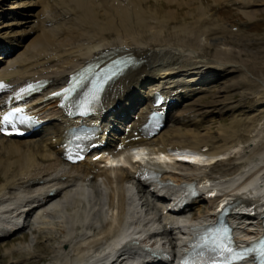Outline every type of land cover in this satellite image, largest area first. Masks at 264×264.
Instances as JSON below:
<instances>
[{
	"label": "bare ground",
	"instance_id": "obj_1",
	"mask_svg": "<svg viewBox=\"0 0 264 264\" xmlns=\"http://www.w3.org/2000/svg\"><path fill=\"white\" fill-rule=\"evenodd\" d=\"M153 1H162L168 6L164 17L160 18L158 13L149 9L150 0H0V80L4 81V86L0 90V130L3 116L12 105H26L28 111L34 113V118L41 122L39 127L28 136H10L0 132L3 144V151L0 150V168L2 167L4 172H8L5 182L0 184L1 200L2 193L5 190L19 187L21 183L25 188L37 187L42 191L36 197L32 196L30 202L29 200L25 201L24 208L19 209L17 217L23 215L25 221L36 209L39 208L38 210H40L41 206L50 202L63 188L76 181L80 182L91 174L87 169L75 165H72L68 172L62 174H53L55 170L47 172V169H45L44 172L46 173L43 175L32 174L33 168L38 163L37 160L42 158L52 157L53 164H49L48 167L58 166V163L66 161L63 146L66 131L80 123L96 126L98 133L95 142L104 143L107 146L106 149L115 157L123 152V149L143 144L146 145L150 154L157 150L168 152L184 147L200 150L207 157L205 161L207 164H211L214 161L213 159L217 157L214 163L222 158H227L228 163L223 166V171L228 173L229 178L222 180L220 185L214 184L219 194L214 199L208 200L211 206L215 205L214 207L208 208L202 215L199 213L197 216L192 214L188 218L184 217L193 204L200 200L205 201V196L202 193L196 198L186 200L185 205L182 207L166 205L169 207L164 206L161 210L168 219L164 221L161 229L157 227L148 229L146 236H144L146 239L142 241L143 245L136 247L131 242L134 238H131L120 247L110 250V254L108 252L107 254L104 253L102 258L98 257L88 264H107L110 259H112L110 264H126L129 259L136 260L135 254L138 253H143L151 260L160 257L167 259L163 256L164 251L169 256L178 252L177 245L185 242V231L192 229L203 221L212 220L215 215L212 210L220 202L229 200L234 209L243 205H255L260 209H263L264 206L263 196L251 199L246 194L238 193L248 184H254L257 177L260 179V184L259 189L256 188V192L264 187V165L258 168L253 175H249L243 182L237 184L239 179L244 177L248 171L245 168L244 170H238L234 163L237 157H245L243 152L250 147L254 148L253 144L256 146L254 154L247 155L245 158L250 161L254 155L264 157V143L256 142L257 137H252L251 134L256 132L257 135L261 132L260 129L255 127V118L258 115L252 114L248 119L250 126L245 127L244 131L235 133L230 138H225L219 133L217 136L210 138L209 135L211 134L208 131H205L202 135L194 131V128H198L202 122L199 116L204 109L206 111L202 112V115L210 111L213 112L215 109H217L216 113L236 112L241 108H248L251 111L257 110L255 107H258L261 101L264 102V81H262L263 86H260L257 92L253 91L256 96L254 95L253 99L247 98L248 102L227 103L226 98L228 96L226 98L225 96L229 93L226 91L228 87L224 85L212 97L213 100L210 105L208 104L206 108L199 107L201 103H198L206 91L197 89L195 85H192V82L203 79V76L212 78L218 75L216 74L218 72L221 74L224 71V74L234 73V67L228 69L225 67L226 64H219V62H214L219 65L213 66L208 65L206 60L197 61L189 58L184 60L185 63L182 65L176 66V64L183 60V55L188 56L189 54V57H197L205 46H208V48L211 46L213 41L211 37L217 34V30L222 34L224 31L220 26L213 28L204 25V19L208 18L209 14H207L208 8L202 3L203 0ZM197 1H199V7H197L199 8V15L202 16L199 18L201 23L197 22L195 25L183 24L182 26L173 25L171 37L163 39V31L166 26L175 20L177 9L182 5L190 9L192 3ZM211 1L214 4L225 2L234 5L241 14L251 19L255 17V10L251 9L254 2L257 3L263 0ZM66 2L67 8H64L62 5ZM72 3H74V7ZM4 4H7L6 8H4ZM172 6H175V8H171ZM49 10H54L56 15H50ZM85 13H89L94 22H85ZM202 20L204 21L202 22ZM30 22H33L34 26ZM21 34H25V37L28 36L30 39L21 43L19 39L25 38ZM216 38L218 40L222 39L218 35ZM171 39L178 40L175 41L178 44L174 48L170 46ZM218 40H216L217 43ZM13 42H16L18 47L17 50L15 49L16 51L13 49ZM219 44L223 45V41H220ZM213 45H216V43ZM218 45L216 46L218 47ZM217 47L214 46V48ZM216 51L222 52L219 49ZM108 53L116 56L126 53L134 59H142L143 61L137 63L136 66L110 83L98 104L93 106L92 111L94 113L91 118L83 119L81 122H79L80 119H70L68 110L57 106V101L52 99L51 92L64 86L70 74L75 73L87 62ZM174 64L175 66H173ZM238 72V75H241L238 78L241 79L247 74V72L241 70ZM240 78H236L238 81L233 84V87L236 90H238V87L241 91L243 88L239 87L241 86ZM39 79L48 81L46 88L40 93L32 95L29 99L19 101L21 87L27 82ZM155 92L164 94L166 97L162 105L164 120L161 128L157 131V136L154 134L144 139L140 136L139 128L146 120L147 110L153 105L152 95ZM241 94L252 96L253 93H245L244 91ZM144 99L145 102L139 104ZM132 109H134L132 117L125 121ZM49 110L50 113H48ZM250 142L253 143L249 145ZM246 144L249 146L245 147ZM39 145H42L41 149ZM32 147H36V150ZM144 150L143 148L140 149L135 153L134 158L143 160L146 157L152 158ZM232 154L235 158L231 157ZM160 159L163 162L154 166H156L157 172L161 174L157 173V175L144 178V171L150 167V164L133 162L128 153L123 157L113 159L101 157L105 167L111 168L114 163L118 162L127 164L133 169L132 178L136 184L142 189L146 188L147 193L152 198L167 204L174 202L173 199L180 196L182 190L186 189L183 182L194 181L198 185L197 179L199 178L213 181L216 177L212 171L198 174V167L190 165H183L189 170L188 173L177 174L172 172L174 168L164 161V157ZM167 159H172V157L167 156ZM74 163L71 162V164ZM13 166L15 169H13ZM39 166L42 165L38 164L37 167ZM236 174L237 176H235ZM168 175L173 179H167L166 176ZM96 176H103V173H95L94 177ZM119 177L116 174H113V176L104 175L108 185L114 186V188L111 187L113 194L110 197L109 208L104 211L106 217L114 215V211H120L116 213V218L113 217L106 222V231L111 234L109 244L111 241L112 243L117 241L118 231L122 222H124L126 209H131L134 205V190L131 186L126 185L127 179L130 177L126 176L125 179ZM262 182L263 184H261ZM42 184L46 187L42 188ZM249 194H252V192ZM1 200L0 205H3ZM102 205L104 206V203ZM6 208L0 207V212H4ZM7 212L11 214L12 210L7 209L5 213ZM42 214L39 213V219L42 218ZM132 215L134 218L137 213L133 212ZM236 218H240V216H236ZM244 220L247 223L243 224L241 222L238 227L240 231L244 232L243 236L250 238L260 233L261 224L257 216L245 217ZM24 225L25 222L21 227H13L12 231L0 230V237L10 235L14 231L23 228ZM136 233L143 234L144 231L137 230ZM163 233L174 235L172 242L170 241L169 244L170 250H163L164 245H166L165 242L160 243L162 248H156L155 245L157 244L154 241L149 244L152 238ZM178 234L181 235L177 236ZM44 237L47 240L51 238L50 235ZM183 245L180 247H185ZM145 247H149L148 250H145ZM59 249L50 247L47 251L49 254L56 256ZM69 253L65 249L62 255L60 254L64 264H67L71 258L75 262L77 259H79V262L84 259L77 255L74 257V253L70 254L71 257H69ZM47 260V253H41L37 256V259L28 261L25 264H38ZM145 262H148L147 259Z\"/></svg>",
	"mask_w": 264,
	"mask_h": 264
},
{
	"label": "rangeland",
	"instance_id": "obj_2",
	"mask_svg": "<svg viewBox=\"0 0 264 264\" xmlns=\"http://www.w3.org/2000/svg\"><path fill=\"white\" fill-rule=\"evenodd\" d=\"M202 3L208 8L207 14H209L208 18L204 19L205 21L202 20V22L204 21V25L211 26L213 28L216 26H220L222 27L224 33L222 34L217 30V34L213 36L215 39L211 37L213 41L211 42L212 44L209 48L208 46H205L202 51H200L201 53L199 52L198 56L195 58L189 57V54L188 56L183 55V60L180 63H177L176 66L184 64V60H187L189 58L197 61L206 60L207 62H204L208 63V65L210 64L213 66H218L221 63L226 64L225 67H227L228 69L234 67V73L230 72L224 74V71V73L221 74L220 72H218L216 73L218 75L212 78L203 76V79L192 82V85H195L197 89L206 91V93L203 94V97H201V101H199L198 103H201L199 107L206 108L208 104L210 105L213 100L212 97L216 95L218 90L220 88L222 89L224 85L225 87H228L226 91L229 94L226 93L227 95L225 96V98L228 96L226 98L227 103H236L237 101L248 102L247 98L249 97L253 99L256 96L254 92H257L260 89V86H263L262 81H264V0L257 3L254 2L251 9L253 8L255 10V17L251 19L246 18L243 14L240 13L238 9H236V6H232L229 3L220 2L214 4L211 0H203ZM65 4L67 5V2L62 5L64 8L66 7ZM6 5L7 4H4V8H6ZM72 6L74 7V3H72ZM148 7L151 11L158 13L160 18L164 17L165 12L168 10V6H166L162 1L154 2L153 0H150ZM186 7L187 6L182 5L179 9H177L178 11L175 15V20L171 22L170 25L166 26L168 30L165 27L163 31V39L171 37L173 25L182 26L183 24L195 25L197 22L201 23V19H199L201 15H199V8H197L199 7V1H197L196 3H192L191 8L193 9L190 8L191 10ZM171 8H175V6H172ZM49 11L48 13H50V15H56L54 10ZM87 16L89 17L87 18ZM85 22H94L93 19H91L89 13H85ZM31 23L34 26V23L30 22V24ZM21 35L22 37H25V34ZM217 35L222 39L218 40L216 38ZM28 39H30V37L26 36L24 39L20 38L19 40L21 41V43H23ZM216 40H218V43ZM171 41L172 43L170 46L174 48L178 44L175 41L178 40L171 39ZM220 41H223V45L219 44ZM214 43H216V45L219 44L218 47H220L218 48L216 45H213ZM183 45L185 44L183 43ZM12 46L14 51H16L18 48L16 46V42H13ZM214 46L217 48H214ZM207 48L208 50H206ZM217 49L221 50L222 52H217ZM225 52H227L228 54ZM214 62H219V64ZM173 66H175V64ZM240 70L243 72H247V74H245L247 80L245 77V79H241L239 77L241 79V86L239 87L243 88V91H240V88L238 87V90L233 87V84L238 81L236 80V78L239 79L238 76H241L238 75V71ZM244 91L245 93L252 92L253 94L252 96H243L241 92ZM262 102L263 101H261L258 107H255L257 109L255 111H251L248 108H241L236 112L224 111L216 113L217 109H215L213 112L210 111L209 113L202 115V112L204 113V111H206V109H204L199 116V118L202 119V122L200 123L198 128H194V131L200 135L204 134L205 131H208L211 134L209 135L210 138H212L213 136H217L218 133L225 138H230L234 136L235 133L244 131L245 127H249L250 125L248 119L252 116V114H256L258 116L255 118V127L257 129H260L261 132L257 135L256 132H253L251 134L252 137H257L256 142L260 141V144L264 143V102ZM48 113H50V110L48 111ZM157 135L158 133L155 136ZM1 140L2 139L0 138V150L3 151V144ZM252 143L250 142L249 145H251ZM238 144L240 143L238 142ZM248 146L246 144L245 147ZM253 146L254 148L256 147L254 144ZM32 148L36 150V147ZM39 148L41 149L42 145H39ZM254 148L250 147L245 152H243V155L246 157L247 155L254 154ZM231 157L235 158L234 154H232ZM245 157H237V159L234 160V163L238 167V170H244L245 168L246 171H249L248 173H246L243 180L249 177V175H253V173H255L258 168L264 165V157L262 155H254L250 161ZM94 158L95 157H92V155L90 154L87 155L85 159L87 161L70 165L63 162L58 163V166L55 165L52 167H48L49 164H53L52 157L48 159L42 158L41 160H37L38 163L33 168L32 174L43 175L46 173L44 172L45 169H47V172H52L53 170H55L53 174H62L63 172H68L72 165L83 167L91 172V174L88 175V178L81 180L80 182L76 181L74 183H71L66 188H63V190H61L55 197H53L50 202H47L45 205L41 206L40 210H38L39 208L36 209L29 218L25 219V221L23 218L22 223L25 222L23 228L14 231L10 235L0 237V264H25L28 261L37 259V256L41 255V253H47L48 260L45 262H40L38 264H64V260L62 259V256H60V254L62 255V252H64L65 249L67 253L70 252L69 257H71L70 254L72 255L74 253V257L77 255L78 257L80 256L84 258L83 260L81 259V262L78 261L79 259H77L75 262L71 258L70 260H68L67 264H88L96 260L98 257L102 258L103 254H99L102 249L101 247L106 246V242L108 243L111 237V234L106 231V222L113 217L116 218V213L120 212L118 210L114 211V215L106 217L104 211L109 208V201L111 195L113 194L112 188H114V186L108 185V183L106 182V178H104V175L113 176V174H116L120 176L119 178L124 179L126 178V176H129L130 178L127 179L126 185L135 186H131L132 190H134L133 195L135 198L133 209L131 211L132 213H137V215H134V218L131 217V220H138L139 218H143L144 216L147 218L142 219L143 221H145L144 224H138L136 226H133L132 228L140 230L144 229V231H146L147 229H149V227L156 226L158 229H161L164 221L168 219L166 214L161 210V208L165 205L163 202L152 198L147 193L146 188L142 189L134 182V179L132 178L133 169L129 167L130 169H132L129 170V168H122L119 165L114 168H107L104 166V162H102L101 159L95 161ZM227 163V158H222L216 163H213L208 167L206 166V168L198 167L197 173L201 174L204 172L212 171L213 174L216 175L215 179L213 180L214 183L220 185L222 180L229 178V176L227 175L228 173L223 171V166ZM38 164L42 166L37 167ZM176 166H178L179 168L177 169L183 171V173L189 172V170L186 169V167H184L183 165L176 164ZM13 169H15L14 166ZM95 173H103V176L94 177ZM237 174L235 176H237ZM7 175L8 172H4L1 167L0 184L5 182ZM222 175L227 176L222 179ZM166 178L173 179V177L169 175L166 176ZM22 180H20V182H22ZM243 180L241 182H243ZM261 184H263V182ZM42 185V188L46 187V185ZM118 185L120 184L118 183ZM40 193H42V191H40V188H25L22 183L21 185H19V187L5 190L4 193H2V200L0 197V200L3 202V205H0V207H8L4 212H0V230H10L13 228L15 221H21L22 217L17 218L16 216L20 211L19 209L25 205V201L29 200L30 202L32 200V196L36 197ZM200 201H197L191 206V209H189V211L184 215L185 218L190 217L192 214H195L197 216L200 213L202 215L208 210H205L208 205V201ZM102 203H104V206L102 205ZM7 209L12 210V222H7L4 220V218L9 216L8 212L5 213ZM138 209L140 210V213ZM40 212L43 214L42 218L39 219L38 215ZM46 235H50L51 238L47 240L44 237ZM155 237H161L162 241H160V243L165 242L166 245H164V248L167 249L169 247L170 241L172 242V238H174V235L163 233ZM149 244L151 243L149 242ZM50 247L60 248L56 256L48 253L47 250H49ZM136 262L137 261H135V263Z\"/></svg>",
	"mask_w": 264,
	"mask_h": 264
},
{
	"label": "snow or ice",
	"instance_id": "obj_3",
	"mask_svg": "<svg viewBox=\"0 0 264 264\" xmlns=\"http://www.w3.org/2000/svg\"><path fill=\"white\" fill-rule=\"evenodd\" d=\"M6 119V118H5ZM237 259H239L240 257H236Z\"/></svg>",
	"mask_w": 264,
	"mask_h": 264
}]
</instances>
